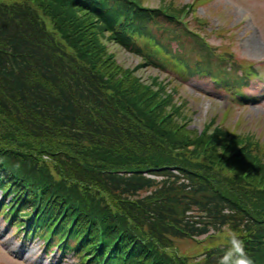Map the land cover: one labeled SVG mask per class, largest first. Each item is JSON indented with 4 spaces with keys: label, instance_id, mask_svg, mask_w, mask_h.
Instances as JSON below:
<instances>
[{
    "label": "trees",
    "instance_id": "obj_1",
    "mask_svg": "<svg viewBox=\"0 0 264 264\" xmlns=\"http://www.w3.org/2000/svg\"><path fill=\"white\" fill-rule=\"evenodd\" d=\"M202 1L0 3L5 223L35 228L50 237L47 248L67 234L62 250L79 264H217L226 230L264 264V140L214 121L190 129L177 89L144 83L103 42L138 55L136 69L179 65L241 91L257 70L206 42L207 19L196 15ZM188 8L192 26L181 18Z\"/></svg>",
    "mask_w": 264,
    "mask_h": 264
},
{
    "label": "rangeland",
    "instance_id": "obj_2",
    "mask_svg": "<svg viewBox=\"0 0 264 264\" xmlns=\"http://www.w3.org/2000/svg\"><path fill=\"white\" fill-rule=\"evenodd\" d=\"M12 1L0 0V3ZM190 2L192 0H143L145 5L153 7L162 3L182 7ZM196 14L207 19L203 32L212 46L223 45L235 54L237 61L253 62L258 68L259 74L242 91L251 97L242 104L231 100L228 90H218L212 82L191 74L178 76L151 64L136 69L142 62L138 55L114 41L103 39V42L116 61L125 68L134 69L144 83L151 84L155 78L156 82L167 84L168 91L176 88L175 102L185 101L181 119H189L190 129L200 130L214 121L226 129L248 133L263 141L264 0H206L199 4ZM185 19L192 26V15H187ZM185 50L192 57L197 54L194 44L187 42ZM158 86L154 84V88ZM224 112H228L225 118ZM176 244L184 252L195 254L200 251L192 241H176ZM44 247L41 239L24 236L15 226L5 223L0 215V264H78L79 258L72 252L63 255L56 247L49 250Z\"/></svg>",
    "mask_w": 264,
    "mask_h": 264
},
{
    "label": "clouds",
    "instance_id": "obj_3",
    "mask_svg": "<svg viewBox=\"0 0 264 264\" xmlns=\"http://www.w3.org/2000/svg\"><path fill=\"white\" fill-rule=\"evenodd\" d=\"M225 240V250L217 258V264H254L247 253L244 240L235 231L226 230ZM205 259L206 257H200L196 264H202Z\"/></svg>",
    "mask_w": 264,
    "mask_h": 264
}]
</instances>
